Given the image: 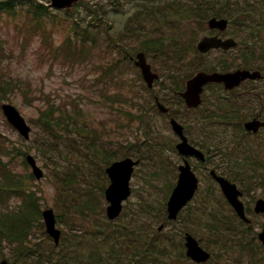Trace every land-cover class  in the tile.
Wrapping results in <instances>:
<instances>
[{
  "label": "rangeland",
  "instance_id": "obj_1",
  "mask_svg": "<svg viewBox=\"0 0 264 264\" xmlns=\"http://www.w3.org/2000/svg\"><path fill=\"white\" fill-rule=\"evenodd\" d=\"M91 1H93L92 4H90ZM130 1L132 4H128L127 0H110L111 8L107 5L106 0H80L81 6L72 7V10L82 8L76 19L84 25H88L90 22V14L94 11L99 12L102 18L112 23L113 31L116 30L119 37L129 44L128 51L135 55L142 48L136 43V39L129 35L128 21L125 17L131 10L137 12L141 8L145 9L152 5L146 0ZM197 1L205 2L206 0ZM226 2L227 0H218V2L211 0L210 5H207L211 7L207 9L206 6L201 10L202 17H198V20L193 22L190 31L187 21L184 30H182L179 21V16H184L189 8H185V4L182 2L170 1L169 7L167 4L166 7L167 14L172 19L165 21V23L170 22L166 30L158 33L157 27L145 28L148 36H160L156 46H151L145 40L140 41L144 43L140 45H143L150 54L154 68L162 74L160 80L154 82L152 94L145 93L144 86L146 85L142 80H139V70L133 64L135 68L127 65L116 70L108 66L109 63L122 58L123 55L119 49L108 46L110 39L100 41L99 38L98 44L92 39L85 40L87 34L91 33L93 29L74 27L73 30H68L65 26L66 21L62 18H59L57 22L52 20L39 22L24 17L25 8L20 9V6L15 8L17 11L15 16L0 13V106L3 102L14 104L31 126L29 139H23L7 122L0 107V175L5 170L10 175H26L28 168L21 164L20 156L17 153L25 151L32 154L42 168L43 176L28 183V188L33 189L38 195L42 208L51 206L54 200V187L50 175L54 168V162H65L60 156L63 142L56 124L52 123L56 132V142H52L51 147L49 144H41L42 136L36 127L37 115L40 111L51 110V118H58L61 111H64L66 121L69 123L77 121L82 125L87 119L91 122L92 130L88 134L82 132L80 135L70 131L71 136H64L62 139H66L71 144L75 140L84 143L95 138L94 153L97 158L99 153L96 149H102V146L96 148L98 140L105 147L116 148L120 154L130 150L129 142L134 143L132 148L138 154L146 153L148 148L138 146L142 140L145 144L163 151L162 157L153 151L146 153L143 162L136 168L130 182L132 195L125 204V210L119 218L120 222L148 221L151 225L150 236H154L159 242L162 239L160 247L170 251V254L173 255L170 264H181L182 262L179 259V243L184 231H189L194 236L196 233V237H202L205 243L210 245L212 238L207 236V229L202 225L207 220L200 219L204 212L198 213L197 217L193 214L181 215L180 213L176 220L166 221L160 207L154 206L157 213L152 215L145 210L144 206L146 203L158 205L160 194L166 192L167 186L162 179L164 176L162 159L172 161L167 152L170 149L166 148V143L169 138H175L167 120L168 115L160 113L155 106L153 96H158L166 106H169L168 102L171 101V96H175L172 90L183 87L180 76L187 75L194 65L189 60H182L183 56L186 51L192 52L193 38L208 34V31L205 30V17L210 13L226 12L228 10L225 6ZM58 14L56 12L54 15ZM137 14L143 13L139 11ZM226 15L233 21V15L228 11ZM44 23L45 26H43ZM101 26L102 24H98V28ZM191 32H194V35H191ZM84 40L85 42H81ZM61 42L64 45L59 46ZM90 44L93 45V48L89 46ZM178 45L184 46V50L181 51L177 47ZM64 49L70 50V54H66ZM225 61L235 62L229 57ZM211 112L183 111L182 108L170 104V113L185 126L186 132L187 129L189 130L187 135L190 137H199L204 130L212 129ZM120 143L125 144L123 150H121ZM200 144L210 155H215V149L208 141L200 140ZM69 147L71 150L68 151V159L77 161L86 159L90 164L86 169L87 178L93 180L94 183L100 181L98 166L88 160L92 155L91 152L80 148L78 153H74L73 146L69 145ZM50 149L53 150V155L50 153ZM8 152H11V156L5 155ZM152 157L155 159L153 166H150L146 159ZM180 160L182 159L179 155L178 162H181ZM217 164L220 167H225L227 163L218 161ZM193 167L202 179L200 166H196L193 161ZM242 167L246 171L251 170L249 165H242ZM231 168L233 172H236L235 167L231 166ZM78 174L82 175L84 172L78 170ZM201 179L200 185L203 187ZM152 183L155 184L151 185ZM92 192L102 193L98 188L97 191L92 189ZM247 193V203L251 201L252 195H258V191ZM10 196L7 197L5 191H2L0 208H13L18 204L20 199L13 194ZM79 200L80 195L73 193V201L69 206ZM208 216L209 213L206 212V217ZM72 218L82 231L79 234L80 237H75L76 242L73 245L83 256L86 255L83 251L84 246L77 245V241L90 240L91 244L88 246L92 251L96 249L94 244H98L104 237L118 242L123 248L137 244L132 243L130 237L126 236L127 228L119 227L116 224L106 226L104 214L84 217L79 212H73ZM255 222H260V219H256ZM159 224H163L160 231L157 230ZM61 226L59 224L60 228ZM113 229L117 232H113ZM227 248L234 247L230 243L225 247V249ZM6 252L13 255L18 254L11 246L6 248ZM153 252L158 254L159 251L155 248ZM239 254L234 250L230 254L231 257L227 256L228 261L232 262L233 258L239 257ZM215 255V259L211 260L209 264L226 263L222 253L217 252L213 256ZM239 262L241 264H264V253L259 249L249 252L245 247L242 255L240 254ZM30 264L40 263L34 261Z\"/></svg>",
  "mask_w": 264,
  "mask_h": 264
},
{
  "label": "water",
  "instance_id": "obj_2",
  "mask_svg": "<svg viewBox=\"0 0 264 264\" xmlns=\"http://www.w3.org/2000/svg\"><path fill=\"white\" fill-rule=\"evenodd\" d=\"M223 21L224 20H216L212 18L210 19L209 23L212 25H217ZM220 26H223V25H220ZM202 42L203 43L209 42V45L211 44L209 39L208 40L204 39ZM213 77L214 75L199 73L197 76H195V79L189 82L186 93L184 94L188 104L190 105L196 104L197 102V96H196L197 85L207 80H210ZM213 79L220 80L222 79V77L215 76V78ZM3 107L10 121L24 135H27L28 126L25 124L23 118L19 115L16 109L13 106L8 105V104L3 105ZM171 123H172L173 129L176 132H178L180 135H182V127L178 123H176L174 120H171ZM183 141H186L185 138H183ZM179 147L182 152H185V153L191 152L188 149H186L185 143H182ZM31 163L33 165V168L35 169L36 174L40 175V172L37 171L38 169L35 167L34 162H31ZM129 170H130L129 160H124L122 162L115 163L110 168H108V172L111 175V180H112V185H113L106 191V196L112 203V205L108 207V214L110 217L114 216L118 212L120 208V205H119L120 199H122L129 193V190H128ZM216 179L220 182L224 193L230 197L228 198L230 202L233 204L235 210L238 212V214L241 217L244 218L242 204L236 199L234 185L230 184L229 182H227L221 177H216ZM196 186H197V179L194 176V174L190 171L189 165L181 166L177 185L173 189V192L168 201V211L170 212L169 217L175 216L177 209L193 195V192ZM254 209L257 212H260V211L264 212V201L258 200L256 202ZM47 220L51 222V218H47ZM259 238L264 243V226H263V230L259 233ZM186 245L188 246L187 254H189L193 259L199 260V259L207 258L208 254L205 253L201 248L197 246L196 242L194 241L192 237L187 238Z\"/></svg>",
  "mask_w": 264,
  "mask_h": 264
},
{
  "label": "flooded vegetation",
  "instance_id": "obj_3",
  "mask_svg": "<svg viewBox=\"0 0 264 264\" xmlns=\"http://www.w3.org/2000/svg\"><path fill=\"white\" fill-rule=\"evenodd\" d=\"M230 22L232 23V19L229 18ZM243 39L246 41V53H244L248 58V64L247 69L250 71H260L262 70L257 67L258 62L260 60V54L261 50L264 49V44H261L264 42V35L262 33V29L257 28H244L241 30ZM212 36L214 35H220L222 37L227 38L226 36H230L229 34H223L221 32H218L216 30H213L211 33ZM221 37V38H222ZM220 49V48H217ZM227 64H231L227 62ZM242 82V83H241ZM237 86H234L233 88H227L226 91L221 92H215V98L213 99V103L211 105L216 106L218 104H221L222 101H226L229 98L230 94H237V96L241 98L249 99L250 106L253 108L251 111H263L262 104H258V90L261 88V84L259 81H255V79L252 78H246L242 80ZM241 84V85H240ZM221 83H210L208 85V91H212L213 88L220 86ZM260 105L258 108L257 106ZM218 165V164H217ZM218 167L226 173L230 174H236V172L232 171V168L229 164H226L225 167ZM248 176H238L240 179H244ZM253 181L258 185L261 186L264 190V175L260 177L253 178ZM250 192V191H247ZM251 193V192H250ZM247 194V193H246ZM248 211H252L251 207H249ZM256 217L260 216L255 214ZM240 221V220H239Z\"/></svg>",
  "mask_w": 264,
  "mask_h": 264
},
{
  "label": "trees",
  "instance_id": "obj_4",
  "mask_svg": "<svg viewBox=\"0 0 264 264\" xmlns=\"http://www.w3.org/2000/svg\"><path fill=\"white\" fill-rule=\"evenodd\" d=\"M179 2H182L183 4H185V6H184L185 8H187V7L189 8V11H186L185 15L182 16V17H187V16H190V17H196V16L202 17L201 10L204 7H206L207 5H210L211 0H206L205 2H199L197 0H179ZM187 4H188V6H187ZM0 5H1V8L7 7L8 11H13V5H12V3L10 1L2 2V3H0ZM157 10L159 11L160 9L157 8ZM33 11L40 12L37 9H33ZM150 12H153V11H150ZM165 13L167 15L166 10H165ZM166 20L167 19H164L163 21H157V24L160 25L162 22H164ZM92 40H95V37H93ZM92 46L93 45L90 44V47H92ZM50 121H48L46 124H48ZM43 137L45 139H47L48 138L47 133H44ZM28 176H31V175L28 174ZM7 180H9V179L7 178ZM9 181H11V180H9ZM11 185H19V184L16 181H14V184H11ZM10 187L11 186H8L6 189L9 190ZM163 202L164 201H162V203ZM209 205H210V201H209V199H206L204 201L203 205H202L203 209L201 207L197 206L200 209L201 212H204L203 214L205 215V217H206V212L204 211V209L208 208ZM193 213L194 212H193V210L191 208L190 209H184L182 211V214H184V215H192ZM8 218L6 219L4 217V215H3V217H0V240L1 239L14 240V239L23 238V236L21 235L22 229L20 227L15 226L12 223H9V222L7 223L6 221L8 220ZM206 219H207V217H206ZM208 220L211 221V219L209 217H208Z\"/></svg>",
  "mask_w": 264,
  "mask_h": 264
},
{
  "label": "bare ground",
  "instance_id": "obj_5",
  "mask_svg": "<svg viewBox=\"0 0 264 264\" xmlns=\"http://www.w3.org/2000/svg\"><path fill=\"white\" fill-rule=\"evenodd\" d=\"M148 7H149V6H148ZM85 50H86V49H85ZM213 89H214V88H213ZM145 141H146V140H145ZM92 174H93V173H92ZM247 194H248V193H247ZM247 194H246V195H247ZM126 204H127V203H126ZM124 210H125V209H124ZM199 225H200V224H199Z\"/></svg>",
  "mask_w": 264,
  "mask_h": 264
}]
</instances>
